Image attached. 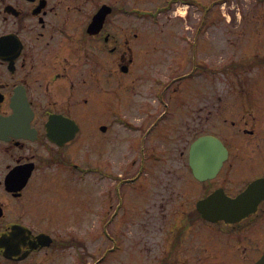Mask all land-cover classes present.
<instances>
[{
	"label": "flooded vegetation",
	"instance_id": "flooded-vegetation-1",
	"mask_svg": "<svg viewBox=\"0 0 264 264\" xmlns=\"http://www.w3.org/2000/svg\"><path fill=\"white\" fill-rule=\"evenodd\" d=\"M158 2L0 0V264L67 258L68 228L88 222L90 174L118 250L121 186L142 201L126 214L129 227L148 223V246L130 252L139 264H264V34L242 41L218 87L200 0ZM156 47L171 79L142 87Z\"/></svg>",
	"mask_w": 264,
	"mask_h": 264
},
{
	"label": "rangeland",
	"instance_id": "rangeland-1",
	"mask_svg": "<svg viewBox=\"0 0 264 264\" xmlns=\"http://www.w3.org/2000/svg\"><path fill=\"white\" fill-rule=\"evenodd\" d=\"M153 7L160 4L153 0ZM264 1V0H263ZM258 0H200V12L195 17L196 22L212 25L210 32H214L216 38L215 48V60L217 67L218 80L216 85L226 86L228 85L229 77L226 73H223L225 64L228 60L239 61L242 56L241 43L247 38H254L253 36L259 30L264 34V2ZM180 8L174 10L172 15L179 14L185 16L189 11L186 6H179ZM176 13V14H175ZM163 22V19L160 22ZM183 21V20H181ZM233 28L232 31H229ZM246 29V34L242 29ZM248 30V32H247ZM231 32V34H230ZM158 35H154V38H162L159 31ZM244 34V35H243ZM212 36V34H211ZM214 37V36H213ZM264 38V37H263ZM208 46V44L206 43ZM209 49V48H208ZM153 61L149 67V63L146 68H142L140 75L146 70L149 78L142 77V87H158L159 82L170 81L171 77L166 78L163 74V62L161 61L162 51L160 47L153 48ZM202 58H204L202 56ZM170 60L172 58L170 57ZM169 60V62H170ZM171 64V63H170ZM190 70L188 64L182 74ZM191 81V80H190ZM192 82V81H191ZM176 82H170V87L175 86ZM180 86H193L192 83L183 81ZM131 85L122 81L121 84V96L122 100L128 101L131 93ZM121 135H124L121 132ZM122 163L129 161L128 158L121 157ZM128 177V176H127ZM89 190H88V222L86 224L72 225L69 227L67 232L71 236L72 244L74 248L67 254V258L63 261L58 260L57 264H118L117 260L120 259V264H139L140 261L137 259H131L130 252L135 251L141 252L147 247V234H148V223L145 219V215L141 214L137 220H133V223L129 227L127 224V211L138 213L142 201L134 199V195H130L128 191L134 190L131 185L121 186L120 192L124 190V195L119 201L113 203L112 213L115 212V219L118 222L119 234H120V249L116 248V244L113 243V224L107 223L104 226L98 220V200L99 197L96 195L98 186L100 187L101 181H99L96 174L89 175ZM111 187L110 182H106ZM119 192V193H120ZM123 193V192H122ZM137 196V195H136ZM138 197V196H137ZM135 200V201H134ZM145 204V202H144ZM86 225L87 228H83ZM106 227L111 237L101 238L100 231ZM64 235V231L61 232ZM83 247V249H81ZM144 257V254H142ZM102 258V259H101ZM86 261V263H85Z\"/></svg>",
	"mask_w": 264,
	"mask_h": 264
},
{
	"label": "water",
	"instance_id": "water-1",
	"mask_svg": "<svg viewBox=\"0 0 264 264\" xmlns=\"http://www.w3.org/2000/svg\"><path fill=\"white\" fill-rule=\"evenodd\" d=\"M219 144V143H218ZM193 147L194 145L192 146V149H191V156H190V165L193 166ZM218 148H219V145H218ZM257 184V183H255ZM256 185H252L249 189V191H247L243 196L239 197L237 200H235L234 202L238 203V202H241L243 201L244 199H247L250 191L255 187ZM39 242L42 244L43 243V236H40L38 238ZM45 245H50V242H47Z\"/></svg>",
	"mask_w": 264,
	"mask_h": 264
},
{
	"label": "trees",
	"instance_id": "trees-1",
	"mask_svg": "<svg viewBox=\"0 0 264 264\" xmlns=\"http://www.w3.org/2000/svg\"><path fill=\"white\" fill-rule=\"evenodd\" d=\"M258 1H263V0H258Z\"/></svg>",
	"mask_w": 264,
	"mask_h": 264
}]
</instances>
